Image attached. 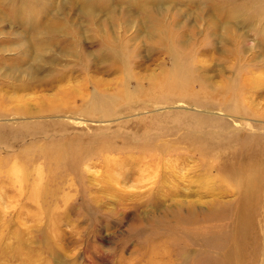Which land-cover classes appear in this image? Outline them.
Segmentation results:
<instances>
[{
	"label": "rangeland",
	"instance_id": "374dc122",
	"mask_svg": "<svg viewBox=\"0 0 264 264\" xmlns=\"http://www.w3.org/2000/svg\"><path fill=\"white\" fill-rule=\"evenodd\" d=\"M258 2L0 0V264H151L159 223L230 233L226 207L264 264ZM229 167L258 169L250 200Z\"/></svg>",
	"mask_w": 264,
	"mask_h": 264
},
{
	"label": "bare ground",
	"instance_id": "6f19581e",
	"mask_svg": "<svg viewBox=\"0 0 264 264\" xmlns=\"http://www.w3.org/2000/svg\"><path fill=\"white\" fill-rule=\"evenodd\" d=\"M257 1H259L258 4L260 5L264 3V0ZM232 13L234 14L235 12ZM81 160V158L73 157V161H71L70 165H68V169L76 172V170L79 168V165L81 164ZM256 168L249 170L248 173L242 172V169L238 170L236 167L228 168L229 173L235 175V177L238 176L240 184L245 188L247 187L246 196L243 197L249 198V200L252 198L251 196L253 189H255L260 182V176L258 174V169ZM39 194V190L34 191L33 197H36ZM251 202H253V200H251ZM238 206L239 205H237V207ZM253 206L256 205L253 203L251 209H253ZM226 208L222 209L217 215L211 214L209 218L212 219L217 216L215 219L220 218L222 220H231V224H233V231L230 233H224L223 227L219 229L216 228L218 226H215V228L213 227L211 230L197 231L196 233L194 232V235H192L191 233L194 230H200L204 225L195 226L194 222L191 220L193 218H184L182 215H178L176 216V224H170V226L165 227L159 223L163 232H156V236L155 234L144 236V243L141 245L142 247L140 246L141 250H139V253L141 251L143 255L147 256L152 261L150 262L152 264L156 258H161L160 256H164L166 254L173 256L177 253L178 255L183 256L186 254L187 249L190 250L193 247H204V251H199L200 249L196 250L197 257L194 260L198 261L197 263L199 264H246L247 261L245 262V258L247 257L245 256V252L248 248L246 241L250 232V225L252 223L251 216L250 214H246L242 208L240 210L239 207L238 211L232 215L233 218H231V212L226 210ZM156 230L158 231V227ZM226 241L231 242H229V244L227 243V245H224ZM176 245H178L180 248L176 249ZM172 261L173 260L170 259V261H165L161 264H172ZM194 263L195 261L192 262V264Z\"/></svg>",
	"mask_w": 264,
	"mask_h": 264
}]
</instances>
